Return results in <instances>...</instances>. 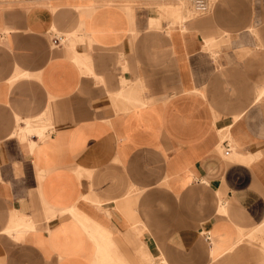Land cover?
Returning a JSON list of instances; mask_svg holds the SVG:
<instances>
[{
  "label": "crops",
  "instance_id": "crops-1",
  "mask_svg": "<svg viewBox=\"0 0 264 264\" xmlns=\"http://www.w3.org/2000/svg\"><path fill=\"white\" fill-rule=\"evenodd\" d=\"M193 11L0 0V264H264V0Z\"/></svg>",
  "mask_w": 264,
  "mask_h": 264
},
{
  "label": "built area",
  "instance_id": "built-area-1",
  "mask_svg": "<svg viewBox=\"0 0 264 264\" xmlns=\"http://www.w3.org/2000/svg\"><path fill=\"white\" fill-rule=\"evenodd\" d=\"M191 3L194 11L197 14H204L212 9L214 0H191ZM53 40L56 41L57 38H53ZM225 153H228V150ZM204 236L205 239H209L208 233H205Z\"/></svg>",
  "mask_w": 264,
  "mask_h": 264
},
{
  "label": "rangeland",
  "instance_id": "rangeland-1",
  "mask_svg": "<svg viewBox=\"0 0 264 264\" xmlns=\"http://www.w3.org/2000/svg\"><path fill=\"white\" fill-rule=\"evenodd\" d=\"M192 6V5H191ZM193 13V16H197V15H201V14H197L195 13L194 11L192 12ZM208 13V12H207ZM205 14V13H204Z\"/></svg>",
  "mask_w": 264,
  "mask_h": 264
},
{
  "label": "bare ground",
  "instance_id": "bare-ground-1",
  "mask_svg": "<svg viewBox=\"0 0 264 264\" xmlns=\"http://www.w3.org/2000/svg\"><path fill=\"white\" fill-rule=\"evenodd\" d=\"M191 5H192V3H191Z\"/></svg>",
  "mask_w": 264,
  "mask_h": 264
}]
</instances>
